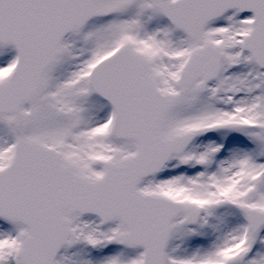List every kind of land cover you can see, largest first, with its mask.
<instances>
[{"label": "snow or ice", "instance_id": "snow-or-ice-1", "mask_svg": "<svg viewBox=\"0 0 264 264\" xmlns=\"http://www.w3.org/2000/svg\"><path fill=\"white\" fill-rule=\"evenodd\" d=\"M0 264H264V0H0Z\"/></svg>", "mask_w": 264, "mask_h": 264}]
</instances>
